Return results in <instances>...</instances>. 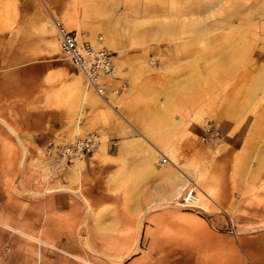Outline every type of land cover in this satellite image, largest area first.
Returning <instances> with one entry per match:
<instances>
[{
  "label": "crops",
  "instance_id": "obj_1",
  "mask_svg": "<svg viewBox=\"0 0 264 264\" xmlns=\"http://www.w3.org/2000/svg\"><path fill=\"white\" fill-rule=\"evenodd\" d=\"M132 1L0 0V264H264V226L254 227L264 214L239 229L227 198L201 190L198 206L221 209L210 215L178 205L186 174L165 167L169 157L159 146L155 165L137 126L117 120L119 109L62 56L56 22L94 48H123L121 32L170 29L131 23ZM150 72L139 81L108 79L106 89L125 81L121 94L130 99L134 89L154 88L159 76ZM91 130L114 139V151L80 159L66 177L29 166L37 157L20 147Z\"/></svg>",
  "mask_w": 264,
  "mask_h": 264
},
{
  "label": "rangeland",
  "instance_id": "obj_2",
  "mask_svg": "<svg viewBox=\"0 0 264 264\" xmlns=\"http://www.w3.org/2000/svg\"><path fill=\"white\" fill-rule=\"evenodd\" d=\"M132 5L131 23L170 29L121 32L123 48L103 47L113 52L115 63L114 74L103 77L105 92L86 81L85 86L119 109L123 125L137 126L133 132L154 152L155 165L161 162L159 146L169 157L163 161L166 168H180L196 195H204L203 190L211 199H229L227 213L245 229V218L260 220L264 214V0H133ZM203 24L206 29L192 30ZM124 59L129 63L121 64ZM150 71L159 76L154 88L134 89L130 99L121 94L125 81L106 89L108 79L139 81ZM178 78L184 83L173 84ZM142 132L165 143L151 144ZM90 134L94 141L88 149L69 150ZM114 146L102 130L43 148L20 145L37 157L27 160L29 166L57 177L70 174L80 159L113 152ZM182 194L178 205L186 207ZM186 208L203 215L221 210L212 203ZM258 225L264 226V218Z\"/></svg>",
  "mask_w": 264,
  "mask_h": 264
},
{
  "label": "built area",
  "instance_id": "obj_3",
  "mask_svg": "<svg viewBox=\"0 0 264 264\" xmlns=\"http://www.w3.org/2000/svg\"><path fill=\"white\" fill-rule=\"evenodd\" d=\"M56 24L62 56L84 73L87 84L95 87L99 93H104L103 77L113 75L115 72L113 52L103 47L94 48L91 45L83 44L80 42L76 30L68 29L58 22ZM93 141L92 134L79 138L73 142L69 150L72 152L76 148L88 149ZM195 197L194 187L187 186L181 196L180 203L186 207H194Z\"/></svg>",
  "mask_w": 264,
  "mask_h": 264
},
{
  "label": "bare ground",
  "instance_id": "obj_4",
  "mask_svg": "<svg viewBox=\"0 0 264 264\" xmlns=\"http://www.w3.org/2000/svg\"><path fill=\"white\" fill-rule=\"evenodd\" d=\"M182 194V192L180 193V195ZM194 202H195V204H197L198 203V195H196V197L194 198ZM198 205V204H197Z\"/></svg>",
  "mask_w": 264,
  "mask_h": 264
}]
</instances>
